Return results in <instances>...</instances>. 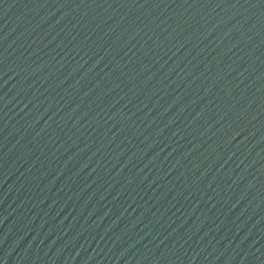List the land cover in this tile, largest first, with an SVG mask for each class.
Returning <instances> with one entry per match:
<instances>
[{
	"label": "water",
	"instance_id": "95a60500",
	"mask_svg": "<svg viewBox=\"0 0 264 264\" xmlns=\"http://www.w3.org/2000/svg\"><path fill=\"white\" fill-rule=\"evenodd\" d=\"M0 264H264V0H0Z\"/></svg>",
	"mask_w": 264,
	"mask_h": 264
}]
</instances>
